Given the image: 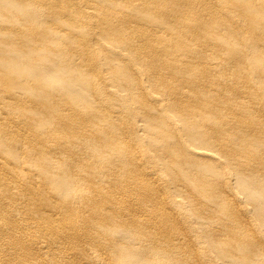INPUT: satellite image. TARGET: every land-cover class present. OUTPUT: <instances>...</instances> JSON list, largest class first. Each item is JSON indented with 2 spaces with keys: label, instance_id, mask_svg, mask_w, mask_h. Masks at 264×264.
<instances>
[{
  "label": "bare ground",
  "instance_id": "6f19581e",
  "mask_svg": "<svg viewBox=\"0 0 264 264\" xmlns=\"http://www.w3.org/2000/svg\"><path fill=\"white\" fill-rule=\"evenodd\" d=\"M0 264H264V0H0Z\"/></svg>",
  "mask_w": 264,
  "mask_h": 264
}]
</instances>
